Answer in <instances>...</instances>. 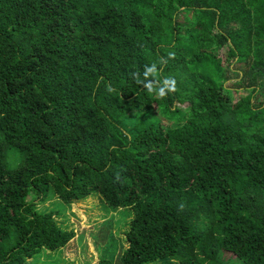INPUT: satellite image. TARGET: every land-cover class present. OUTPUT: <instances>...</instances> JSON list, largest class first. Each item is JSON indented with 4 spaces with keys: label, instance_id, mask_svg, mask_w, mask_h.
Here are the masks:
<instances>
[{
    "label": "trees",
    "instance_id": "obj_1",
    "mask_svg": "<svg viewBox=\"0 0 264 264\" xmlns=\"http://www.w3.org/2000/svg\"><path fill=\"white\" fill-rule=\"evenodd\" d=\"M52 191L132 211L118 264H264V0H0V264L75 239Z\"/></svg>",
    "mask_w": 264,
    "mask_h": 264
},
{
    "label": "rangeland",
    "instance_id": "obj_2",
    "mask_svg": "<svg viewBox=\"0 0 264 264\" xmlns=\"http://www.w3.org/2000/svg\"><path fill=\"white\" fill-rule=\"evenodd\" d=\"M160 112L158 116H161ZM162 120L166 128L172 126L173 121ZM37 208L55 211L56 223L63 230L73 232L75 239L63 250L39 254L29 264H99L103 259L118 264L119 256L127 248L125 234L129 230L132 211L110 209L98 194L65 204L52 191L48 201L38 204ZM107 232L111 233L114 241L105 238ZM223 258L229 264H242L229 253H223Z\"/></svg>",
    "mask_w": 264,
    "mask_h": 264
},
{
    "label": "clouds",
    "instance_id": "obj_3",
    "mask_svg": "<svg viewBox=\"0 0 264 264\" xmlns=\"http://www.w3.org/2000/svg\"><path fill=\"white\" fill-rule=\"evenodd\" d=\"M168 59H175V53L169 52L167 59L160 58L158 61L146 64L143 67V71H134L130 74L131 79L142 87L150 94H154L159 98H165L169 93L176 91L177 82L174 77L164 76L163 78H157L158 73L163 71V67L166 66ZM105 91L109 94L115 93L116 88L113 87L111 82L105 85ZM181 209L183 205L180 206Z\"/></svg>",
    "mask_w": 264,
    "mask_h": 264
}]
</instances>
